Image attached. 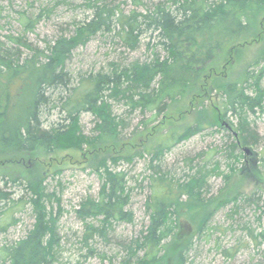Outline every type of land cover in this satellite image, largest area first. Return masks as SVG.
Here are the masks:
<instances>
[{"label": "trees", "instance_id": "16d2710c", "mask_svg": "<svg viewBox=\"0 0 264 264\" xmlns=\"http://www.w3.org/2000/svg\"><path fill=\"white\" fill-rule=\"evenodd\" d=\"M96 1L92 17L79 23L71 37L61 36L44 49L20 36H8L9 45L0 41V155L13 163L20 157L75 149L87 150L95 158L91 167L102 180L99 195L84 198L75 211L84 225L82 241L87 247L97 238L108 241L116 225L134 223V213L128 210V174L118 168L122 162L130 164L147 155V166L153 171L149 177L152 193L146 203L149 224L138 237L121 243L125 254L118 264H191L196 240L206 237L221 208L237 200L225 188L218 196H210V180L220 177L228 186L242 161V147L259 144L250 116L264 110V46L238 80L227 82L218 71L232 51L262 39L256 17L264 12V0H166L146 14L130 15H117L100 5L102 0ZM40 19L27 18L25 32L33 30ZM115 27L130 51L138 50L146 37L148 49L154 44L160 51H153L152 59L143 62L111 63L108 71L81 76L75 83L67 70L75 50ZM251 38L254 41H248ZM21 47L31 51L24 59ZM207 90H217L221 99V116L215 121L210 122V113L202 111L182 130L172 125L161 137L152 134L143 148L130 154L116 151L129 126L126 115L153 113L152 120L142 122L143 130H149L148 124L180 101L200 98ZM113 103L124 104L128 113L115 114ZM57 110L61 121L46 125L44 116ZM83 114L93 117V136L83 132ZM229 114L237 127L231 122L232 130L224 128L238 134L223 151L229 173L222 170V162L209 158L191 166L192 173L184 178L164 171V156L172 146L219 127L218 120ZM1 169L0 205L5 210L0 209V234L19 223L17 213L26 205L32 208L35 224L24 239L0 248V264H58L59 225L65 214L61 196L49 191L46 174L28 171L29 175L12 165ZM9 185H22L27 199H15ZM89 249L92 256L99 255L97 249Z\"/></svg>", "mask_w": 264, "mask_h": 264}, {"label": "rangeland", "instance_id": "374dc122", "mask_svg": "<svg viewBox=\"0 0 264 264\" xmlns=\"http://www.w3.org/2000/svg\"><path fill=\"white\" fill-rule=\"evenodd\" d=\"M139 1L137 4L134 0H102L100 5H107L115 10L117 15L121 12L125 15L132 12L146 14L166 0ZM94 4H97L96 0H0V41L9 45L8 36H20L33 47L44 49L48 42L53 43L61 36L71 37L79 23L92 17ZM37 17L41 19L35 28L25 32L24 23L27 18ZM256 22L262 39L253 44H244L241 49L232 51L228 63L219 68V76L227 82L238 80L264 46V12L257 15ZM118 31L117 27L111 32L103 31L87 45L75 50L67 65V70L75 79V83L81 76L108 71L111 63L127 65L134 60L143 62L152 59L153 51H160L153 46L154 44L148 49L147 37L142 40L138 50L130 51L117 37ZM248 41L254 40L251 38ZM16 47L11 45L12 49ZM20 49L23 52V59L31 54V51L24 47ZM262 87L264 88V78ZM219 107L222 108L219 92L207 90L206 95L200 98L180 101L156 122L148 124L149 130H143L142 122L152 120L153 113L133 112L130 117L126 115L129 126L123 130L121 137L123 141L119 142L116 151L120 153L123 150V153L130 154L136 148H143L148 138L151 140L155 135L163 136L172 125L182 130L192 125L202 111L210 113L212 117L210 122L215 121L218 115L221 116ZM113 109L118 115H125L129 111L127 106L119 103H113ZM44 118L46 125H54L61 121L58 110ZM250 121L259 144L242 147V161L238 170L232 174L228 186L220 177L212 178L209 183L210 196H218L220 190L225 188L237 200L221 208L213 217L206 237L196 240L194 250L189 256L191 264H264V110L251 115ZM160 122L162 124L159 127L157 124ZM231 122L237 127V120L229 114L226 118L218 120L219 127L207 129L189 140L172 146L164 156L162 165L164 171L177 178H184L192 173L191 166L209 158L214 162H222V170L229 173L224 164L223 151L226 145L236 141L234 134L224 128ZM81 125L86 135H94V120L90 114L81 116ZM245 148H249V153ZM94 159L87 150L75 149L20 157L13 163H9L0 155V174L3 173L2 167L10 165L26 170L29 175L28 171L46 174L43 177L47 178L49 191H55L61 196L65 214L59 225L62 251L58 264H110L108 258L118 264L125 254L121 243L138 237L149 224L146 203L152 193L149 177L153 171L147 166L150 158L146 155L145 158L136 159L130 164L122 162L118 168L119 171L128 174L131 189L128 210L134 213V223L116 225V231L109 236L108 241L97 238L90 242L88 247L83 243L84 225L75 216V211L84 198H97L99 195L102 180L91 167ZM58 170L62 171L61 174L53 178V174ZM9 187L15 194V199H27L22 185ZM0 209L5 210L2 205ZM16 217L20 220L19 223L9 228L7 233L0 234V248L24 239L35 224V216L29 205L18 212ZM90 247L97 249L99 255L92 256L89 252ZM225 253H229L230 256ZM102 256L108 257L107 260L102 259Z\"/></svg>", "mask_w": 264, "mask_h": 264}, {"label": "water", "instance_id": "95a60500", "mask_svg": "<svg viewBox=\"0 0 264 264\" xmlns=\"http://www.w3.org/2000/svg\"><path fill=\"white\" fill-rule=\"evenodd\" d=\"M227 127L232 130V128L229 126V124ZM234 135L236 138H238V134L236 132H234ZM245 151L249 153L250 150H249V148H245Z\"/></svg>", "mask_w": 264, "mask_h": 264}]
</instances>
